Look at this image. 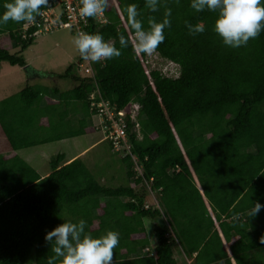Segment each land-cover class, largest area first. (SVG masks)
<instances>
[{"label":"trees","instance_id":"16d2710c","mask_svg":"<svg viewBox=\"0 0 264 264\" xmlns=\"http://www.w3.org/2000/svg\"><path fill=\"white\" fill-rule=\"evenodd\" d=\"M7 2L0 0V15ZM130 4L137 6L145 28L171 10V27L164 29L156 52L179 65L178 78L150 71L146 55L133 49ZM190 4L159 0L152 12L145 0H106L103 13L80 24L82 32L101 34L121 51L119 57L93 62L96 81L76 75L80 67L73 64L62 74L50 73L55 80H69L68 89L36 84L0 101V127L11 150L0 155V264H25L31 255L33 264H48L55 254L46 233L80 220L94 237L109 230L119 234L113 264H177V242L187 256L196 254L195 264H264V209L249 215L252 204H264V31L246 46L226 47L214 32L217 14L198 13ZM41 16L33 27L0 25V63L27 67L23 56L7 50L4 36L26 51ZM186 24H203L205 31L189 34ZM121 34L132 37L127 48H120ZM94 92L127 114L131 152L142 176L130 157L114 152L105 140L124 166L126 186L105 187L82 159L63 166L61 155L50 160L51 174L41 178L16 152L36 140L51 143L91 132L66 122L64 112L79 108L86 117L97 116L90 106ZM134 104L140 110L131 122ZM54 117L58 122L45 130L47 137L33 135ZM151 192L157 207L148 204ZM146 220H164L154 229L155 256L142 254L151 246Z\"/></svg>","mask_w":264,"mask_h":264},{"label":"clouds","instance_id":"9594fccd","mask_svg":"<svg viewBox=\"0 0 264 264\" xmlns=\"http://www.w3.org/2000/svg\"><path fill=\"white\" fill-rule=\"evenodd\" d=\"M79 2L81 17H95L105 11L106 0H79ZM48 4L49 0H10L3 5L5 11L0 15V25L7 24L9 21L35 23L37 17L43 14L42 9ZM158 4L159 0H145V6L152 12L158 11ZM57 6L60 7V13L56 12ZM190 7L198 13L207 10L217 14L214 32L226 47L236 49L246 46L250 39L257 38L264 31V0H191ZM50 10H53L58 18L63 16L62 6L58 0L45 12ZM126 11L135 37L133 49L146 55L145 62H148L147 56L149 55L156 61L158 58L154 53L161 57L156 49L165 40L164 29L171 27V21L167 18L171 16V10L166 13V18L162 22L149 20L147 28L137 18L139 13L135 4L128 5ZM186 27L189 34L193 35L202 34L205 31L203 24L195 26L186 24ZM64 28L75 34L73 44L84 60L83 63L90 61L88 68L92 69L93 75L87 74L84 70V77L92 81L97 80L93 62L121 55L120 49L114 47L111 42L105 41L101 34L78 33L76 26ZM53 29L61 28L52 27L48 32L36 31L34 37L37 34L52 32ZM131 39L132 37L121 34L119 36L120 48H127ZM169 62L178 71L176 73L178 75L172 74L169 78H178L179 65ZM262 209H264V204L256 202L252 204L249 215L255 217ZM86 227L85 220H80L78 223L64 222L47 232L44 237L45 242L52 245V252L55 254L49 259L48 264H56V258H60V264H113V249L119 244V234L109 230L99 237H94L86 231ZM261 242L264 243V240Z\"/></svg>","mask_w":264,"mask_h":264},{"label":"rangeland","instance_id":"374dc122","mask_svg":"<svg viewBox=\"0 0 264 264\" xmlns=\"http://www.w3.org/2000/svg\"><path fill=\"white\" fill-rule=\"evenodd\" d=\"M60 11V7L57 6L56 12L60 13ZM74 36L75 34L71 30L65 28L53 29L52 32L49 33L37 34L33 45L24 52H21L19 48H14L9 41V37L7 35L4 36L8 42L7 46L5 45L7 50L12 54L23 56L27 63V67L11 66L6 62L0 63V101L19 93L27 86L36 84L46 86L57 85L61 90L68 89V85H70L69 80H55L50 76V73L62 74L73 64H78L80 67L75 68V74L84 77V70L88 69L90 61H85L83 64L79 62L80 54L73 44ZM154 55L158 58L156 61L149 55L147 56L148 62H145L150 71L156 70L163 75L167 72L178 75L176 74L178 71L172 66L173 64L162 59L155 53ZM59 109H61V107H59ZM62 110H64V108L61 109V111ZM70 111L76 113L75 111H77V109H71ZM98 118L94 120L100 123ZM100 130L103 132L102 127ZM82 139L83 143H87L86 139H88V137H83ZM57 146L61 147L60 144ZM57 152H59V150L51 153L50 158L53 159ZM8 153H10L9 143L0 127V155H6ZM83 161L101 185L108 188H119L127 185L124 166H122L123 164L120 162L119 157H113L107 142H104L99 147L89 152ZM42 163L44 165L43 171L47 170V168L51 169L47 160H42ZM157 199V194L151 192L148 195V204L157 207ZM145 227L153 237L156 224L153 221L146 220ZM33 263L34 256L31 255L25 264ZM186 264L190 263L187 262Z\"/></svg>","mask_w":264,"mask_h":264},{"label":"crops","instance_id":"0c3cea01","mask_svg":"<svg viewBox=\"0 0 264 264\" xmlns=\"http://www.w3.org/2000/svg\"><path fill=\"white\" fill-rule=\"evenodd\" d=\"M56 100L57 98H52V101L55 102ZM46 105L47 102H44L42 108H46ZM70 110L71 108L67 110V112H64V114L66 115L65 116L67 120L66 122L73 124V126H76L77 128L84 126L88 130L92 129V131L89 132L88 134L79 137L64 139L51 143H44V141L36 140L37 142L34 141L35 143L34 146L28 148H22L16 152L18 157L23 161H25L27 164H29L34 170H36V172L41 176V178H46L51 174V169L49 168L43 171L44 165L42 163V160H47L50 163V159H52L50 158L51 153L59 150L56 156L61 155L64 158L62 164L63 166H66L78 158L83 160L88 155L89 152H91L96 147H99L104 142H106L104 134L100 130V124H101V120L99 119L100 117L99 118L98 116L86 117L85 114L81 112L82 110H80L78 113L77 111H75L76 113H72ZM77 110H79V108ZM96 118H98L100 123H97L96 120H94ZM57 120L58 117H54V119L51 121L46 119L45 122L43 123V126H45V128L41 127L40 130L34 129L33 135L37 136V138L38 136L47 137L46 135L49 133L48 131L45 130L53 127L58 122ZM83 137H88V139H86L87 143H83V139H82ZM58 144H60L61 147H58L57 146ZM163 222L164 220L163 221L160 220L154 223L156 224V227L159 228L160 225L163 224ZM154 238L155 236L152 237L150 234L151 246L143 250V256L146 255L155 256V253L153 252L155 246ZM195 257L196 254H194L193 256H187L177 242V247L174 249V259L176 260L177 264H186L187 262L190 264H195ZM223 263H225V261H223L222 264Z\"/></svg>","mask_w":264,"mask_h":264},{"label":"built area","instance_id":"2783aa9c","mask_svg":"<svg viewBox=\"0 0 264 264\" xmlns=\"http://www.w3.org/2000/svg\"><path fill=\"white\" fill-rule=\"evenodd\" d=\"M62 6L63 16L58 18L53 10L44 12L37 22L38 32H48L52 27L64 28L76 26L78 33L81 31L80 24L86 21V18L79 15V0H58ZM98 18V17H97ZM60 24H58V22ZM98 20H101L98 18ZM34 26V23L31 24ZM87 74L93 75L92 69L85 70ZM166 77H171L172 73L167 72ZM91 110L96 111L97 116L100 117V128H103L105 140L109 141L114 152L119 153L123 157H130L135 165V170L138 176H142V171L136 163V157L132 154V147L127 135L128 121H126L127 114L124 111H116L109 102L103 100L99 93H92L91 95ZM140 107L138 104L132 106L131 122H136ZM138 128V125L136 126Z\"/></svg>","mask_w":264,"mask_h":264}]
</instances>
